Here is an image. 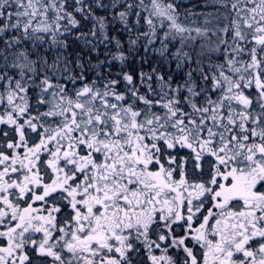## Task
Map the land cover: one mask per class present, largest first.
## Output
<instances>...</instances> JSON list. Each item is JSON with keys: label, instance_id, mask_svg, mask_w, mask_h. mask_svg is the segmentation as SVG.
Listing matches in <instances>:
<instances>
[{"label": "snow or ice", "instance_id": "snow-or-ice-1", "mask_svg": "<svg viewBox=\"0 0 264 264\" xmlns=\"http://www.w3.org/2000/svg\"><path fill=\"white\" fill-rule=\"evenodd\" d=\"M0 264H264V0H0Z\"/></svg>", "mask_w": 264, "mask_h": 264}]
</instances>
